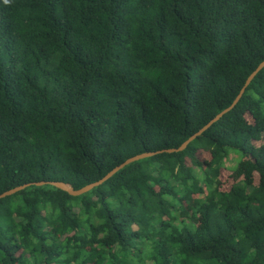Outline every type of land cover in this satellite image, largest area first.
I'll use <instances>...</instances> for the list:
<instances>
[{
  "label": "trees",
  "instance_id": "obj_1",
  "mask_svg": "<svg viewBox=\"0 0 264 264\" xmlns=\"http://www.w3.org/2000/svg\"><path fill=\"white\" fill-rule=\"evenodd\" d=\"M263 61L264 0H0V194L180 147ZM263 103L0 200V264H264Z\"/></svg>",
  "mask_w": 264,
  "mask_h": 264
},
{
  "label": "water",
  "instance_id": "obj_2",
  "mask_svg": "<svg viewBox=\"0 0 264 264\" xmlns=\"http://www.w3.org/2000/svg\"><path fill=\"white\" fill-rule=\"evenodd\" d=\"M264 69V61L260 63V65L251 73V75L249 76V78L247 79L244 87L241 89L240 93L238 94V96L236 97V99L234 100V102L232 103V105L230 107H228L227 109H225L224 111H222L221 113H219L216 117H214L211 121H209L203 128H201L197 133L193 134L190 138H188L180 147L178 148H172V149H165V150H160V151H156V152H147V153H143L140 155H136L132 158L127 159L126 161H124L122 164H120L119 166L115 167L112 171H110L106 176H104L102 179H100L97 182L91 183L81 189H75L71 184L63 182V181H49V182H35V183H29V184H25L19 187H16L14 189H11L9 191H6L2 194H0V200L13 196L14 194L30 187V186H46V185H50L53 187H56L57 189H60L62 191L67 192L69 195L73 196V197H79L82 195H85L89 192H91L93 189L103 185L105 182H107L109 179H111L114 175H116L119 171L123 170L124 168H126L127 166L144 160V159H148L151 157H154L156 155L159 154H164V153H168V154H174V153H180L185 151L188 146L195 141L197 138L201 137L206 131H208L215 123H217L218 121H220L227 113H229L230 111H232L236 105L240 102V100L242 99L243 95L245 94L248 86L252 83V81L255 79V77Z\"/></svg>",
  "mask_w": 264,
  "mask_h": 264
},
{
  "label": "rangeland",
  "instance_id": "obj_3",
  "mask_svg": "<svg viewBox=\"0 0 264 264\" xmlns=\"http://www.w3.org/2000/svg\"><path fill=\"white\" fill-rule=\"evenodd\" d=\"M262 107H263V111H264V103H263ZM227 153H228V155L223 160L222 166H224L228 169H231V170L236 169L241 158H242L241 152L239 150L229 148ZM196 171H197L198 175H202V174L204 175V172L201 169L196 170Z\"/></svg>",
  "mask_w": 264,
  "mask_h": 264
}]
</instances>
